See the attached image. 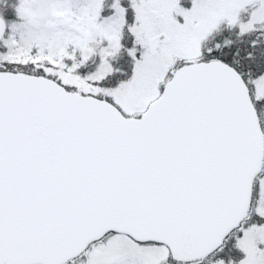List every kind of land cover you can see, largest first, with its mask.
<instances>
[{
    "label": "snow or ice",
    "instance_id": "1",
    "mask_svg": "<svg viewBox=\"0 0 264 264\" xmlns=\"http://www.w3.org/2000/svg\"><path fill=\"white\" fill-rule=\"evenodd\" d=\"M0 264H264V0H0Z\"/></svg>",
    "mask_w": 264,
    "mask_h": 264
}]
</instances>
